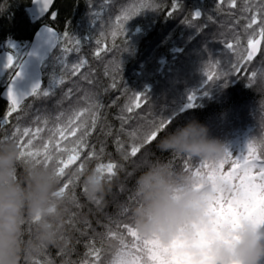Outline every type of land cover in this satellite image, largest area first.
<instances>
[{
	"label": "trees",
	"instance_id": "trees-1",
	"mask_svg": "<svg viewBox=\"0 0 264 264\" xmlns=\"http://www.w3.org/2000/svg\"><path fill=\"white\" fill-rule=\"evenodd\" d=\"M30 3L0 0V51L10 41L28 43L42 23L57 29L59 43L42 63L40 93L26 99L0 127V138L16 127L33 131L40 127L43 131L35 137L33 150L42 149L56 128L66 126L84 109H90L82 118L90 134L84 138L81 159L66 169L61 185L72 181L66 191L77 197L69 218L70 242L64 248L51 247L25 264H83L93 259L90 246L100 248L105 259L114 254L108 251V240L118 243L117 238L123 237L129 247L140 243L124 227L131 225L123 210L133 200L135 161L154 149V143L144 146L137 157L124 159V153L139 142L131 133L139 136L161 120H170L168 127L175 129L195 118L227 148L249 142L258 147L264 140V101L252 86L264 80V39L251 61L246 54L248 40L260 37L261 27L247 25L253 14H258V21L264 19V0H237L235 8L230 0L222 5L217 0H55L51 10L55 18L48 12L39 23L30 22ZM196 10L201 17H194ZM129 15L128 20L122 19ZM66 32L69 40H63ZM76 39L81 41L79 51L66 55L63 46L75 47ZM228 43L234 47L228 49ZM81 61L86 63L73 75L72 65ZM15 63L0 71V91L15 71ZM208 75L214 80L208 81ZM145 91L141 106L128 112L135 95ZM190 96L194 106H189ZM9 108L0 99V123ZM80 135V131L76 137L69 135L60 146L73 147ZM55 139H60L58 133ZM69 154L57 159L66 160ZM257 155L264 161L259 148ZM110 162L119 166L118 171L98 207L84 195L81 178L73 174L81 163L97 167ZM173 163L185 167V160L173 158ZM196 164L189 161L187 166Z\"/></svg>",
	"mask_w": 264,
	"mask_h": 264
},
{
	"label": "clouds",
	"instance_id": "clouds-1",
	"mask_svg": "<svg viewBox=\"0 0 264 264\" xmlns=\"http://www.w3.org/2000/svg\"><path fill=\"white\" fill-rule=\"evenodd\" d=\"M252 86L264 101V80ZM259 145L264 155V140ZM230 153L193 118L167 127L154 149L139 155L126 219L148 245L146 264L149 252L151 264H264V181L255 178L262 186L253 188L226 172ZM173 158L201 166L185 169ZM73 175L91 202L103 201L113 186L97 167ZM62 182L57 165L22 155L15 140H0V264H25L69 244L77 197L62 191Z\"/></svg>",
	"mask_w": 264,
	"mask_h": 264
},
{
	"label": "snow or ice",
	"instance_id": "snow-or-ice-1",
	"mask_svg": "<svg viewBox=\"0 0 264 264\" xmlns=\"http://www.w3.org/2000/svg\"><path fill=\"white\" fill-rule=\"evenodd\" d=\"M218 5H222L225 0H217ZM52 4V0H42V6L44 9H48L49 6ZM237 4V0H230V6L232 8H235ZM172 15V13H169ZM53 18H55V13L52 14ZM194 17L199 18L202 16V13L199 10L194 11L193 13ZM258 14H253L250 20V23L247 25L248 28H252L253 25H261L259 30V36L261 39H264V19H261L258 21L257 19ZM132 16H125L122 19L128 20ZM53 31V30H50ZM54 32V31H53ZM115 35V33H114ZM69 34L66 32L63 34V40H69ZM62 40V43H63ZM75 47H68L63 46L64 52L67 55L71 51H79V46L81 44V41L79 39H76L73 41ZM260 43L259 40L255 39H249L248 40V48L250 51L247 53V60L251 61L253 59L254 54L257 52V45ZM234 45L232 43L227 44L228 49H232ZM97 55H99V52H97ZM243 59V57H241ZM14 60L17 61L16 57L14 58L12 55H9L7 58V64L5 67L11 68L14 65ZM86 63V61H81L79 64L72 65V74L76 75L79 71V69ZM15 67L18 69L15 71L14 76L11 78V80H15L16 77L21 75L22 71V64L21 63H15ZM236 70V69H234ZM242 70V69H240ZM236 74H239V71L236 72ZM208 81H213L214 76L208 75L207 76ZM215 79H219V77H215ZM60 82L64 83V80L60 78ZM113 87L115 85L113 84ZM40 93V87L39 85H36L32 88L31 93L27 94V96H36ZM47 91H43V95L46 97L48 96ZM72 94V90L69 89L67 95L70 96ZM145 93H137L135 95V102L127 108L128 112H132L134 108H139L141 105L139 101L145 96ZM8 99L10 100V108L7 111V113L2 118V123H0V127H3L8 123L9 117L12 116L13 113H16L17 110L21 106V102L26 97V95L21 94L17 95L13 90L11 85L9 86L8 90ZM194 96L189 97V106L193 105ZM90 109H84L80 112H78L74 119L69 120L68 124L62 128H56L53 131V135L50 137L49 141L47 143L42 144V149L33 150L35 148L34 146V139L37 137L43 129L40 127H37L34 131L28 127H25L21 129L20 127H16L14 131L11 133H6L3 138H0V140H15L18 145L21 148L22 155L29 156L32 158L37 159L40 162H43L45 164H51L55 163L57 165V171L61 176L65 175L66 169L69 168L70 165L75 164L77 161L81 159L80 157V151L85 146L84 144V138L88 136L90 133L88 130L85 129V122L83 121V117L85 116L86 112H89ZM77 121H80L77 123ZM170 124V120L164 121L161 120L158 123H155L151 125L149 128H152L151 134H146V131H141L139 136L137 133L133 132L130 135L133 137L134 142L132 146L130 147V151L124 153V159H128L129 157L135 158L138 156V154L141 153L142 149L146 145H150L156 141L158 138L159 133L163 132ZM96 125V117L93 115L92 117V128H95ZM77 131L81 132V135L77 137L73 144L74 146L71 148H62L60 145L63 141H66L68 139V136L76 137ZM58 133L60 139H55V135ZM67 133V135H66ZM27 138V139H26ZM117 144L121 151H123V145L120 144V141L117 140ZM260 149V145L254 146L253 143L249 142L247 145V153L248 155L246 157L240 156L236 160H233V167L231 171H235L239 174V179L243 182H245L246 186L248 184H251L253 188L260 187L262 185H257L255 183V178H259L261 181H264V161L260 160V157L257 155V150ZM65 152H70L72 154L67 155L66 160L63 158L57 159V157H63ZM91 155H94V153H91ZM232 156V153H230V158ZM189 164L188 160H185V169L189 167H200L201 165L197 163L193 166H187ZM84 163H81L79 166V171L82 173L84 170ZM118 165L116 163H107V164H100L97 166V169L102 171V173L109 175L111 177H115L118 171ZM258 169V174H253V170ZM77 178H79L77 176ZM72 183V181H69L68 183L64 184L62 191L69 188V185ZM97 206H102L103 201H96L95 202ZM225 207H228L231 209V206H225L221 205V209L223 210ZM124 214L127 215L128 209L123 210ZM124 227L128 230L130 235L135 238L137 242L139 241V238L136 236L134 230L129 227L128 224H124ZM110 236L115 237V233H109ZM118 243H114L112 240H108V251L114 253L110 257H105V259H102L101 256V249L96 248L94 246H90V252L89 255L93 257L92 260L85 261L83 264H146L145 257L142 254L144 249L148 247L147 243H139V244H133L129 247V245L125 244V241L123 237L117 238ZM104 241H102V244ZM127 249V251L125 250ZM134 250V251H133ZM152 254L149 252L148 254V264H151L152 262Z\"/></svg>",
	"mask_w": 264,
	"mask_h": 264
},
{
	"label": "water",
	"instance_id": "water-1",
	"mask_svg": "<svg viewBox=\"0 0 264 264\" xmlns=\"http://www.w3.org/2000/svg\"><path fill=\"white\" fill-rule=\"evenodd\" d=\"M54 1L55 0H52V4L49 6L48 9H44L42 6V0H31V3L27 8V13L29 15L30 22L39 23V21L45 15H47L48 12L50 13V17L52 18L53 17L52 14L55 13L51 11ZM50 30H53L54 32ZM255 40H259L261 42V37H257ZM58 41H59V32L53 26H51L50 24L42 23L37 27L36 31L34 32L27 46V50L24 56L19 61V63L22 64L21 75L16 77L14 81L11 80V78L15 74V71L18 70L16 68L0 91L1 100L10 104V100L8 99V95H7L10 85L12 87V90L18 96L21 94L26 95V97L23 99L21 104L26 99L31 97V96H27V94L31 93L32 88L34 86L36 85H39V87L42 86V82H43L42 74H41L42 63L45 60H47L48 57L50 56V53H52L55 50L57 44L59 43ZM260 44L261 43L257 45V52L254 54V56L258 53ZM248 51H250L249 48ZM9 55H11V52L8 51L5 48V45L3 44L1 46V51H0L1 71L7 68L5 67V65L7 64V58Z\"/></svg>",
	"mask_w": 264,
	"mask_h": 264
},
{
	"label": "rangeland",
	"instance_id": "rangeland-1",
	"mask_svg": "<svg viewBox=\"0 0 264 264\" xmlns=\"http://www.w3.org/2000/svg\"><path fill=\"white\" fill-rule=\"evenodd\" d=\"M29 43V42H28ZM27 42L24 41H10L5 44V48L11 52L12 56L17 59V62L21 60V58L24 56L26 52V46L28 45ZM261 47V44H260ZM260 50V48H259ZM258 50V52H259ZM258 54V53H257ZM256 54V55H257ZM4 69L3 71H5ZM1 73V72H0ZM245 143H237L232 146H230L228 149L230 152H232V156L230 160L224 165V170L226 172L231 171L233 167V160H236L240 156H246L247 155V146H244ZM253 174H258V169L253 170Z\"/></svg>",
	"mask_w": 264,
	"mask_h": 264
},
{
	"label": "bare ground",
	"instance_id": "bare-ground-1",
	"mask_svg": "<svg viewBox=\"0 0 264 264\" xmlns=\"http://www.w3.org/2000/svg\"><path fill=\"white\" fill-rule=\"evenodd\" d=\"M30 42V41H29ZM43 65V64H42ZM1 99V98H0Z\"/></svg>",
	"mask_w": 264,
	"mask_h": 264
}]
</instances>
